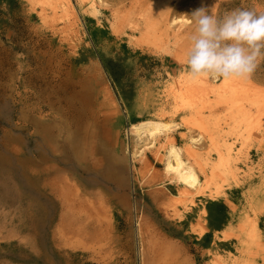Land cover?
Returning <instances> with one entry per match:
<instances>
[{"label":"rangeland","instance_id":"obj_1","mask_svg":"<svg viewBox=\"0 0 264 264\" xmlns=\"http://www.w3.org/2000/svg\"><path fill=\"white\" fill-rule=\"evenodd\" d=\"M39 1L40 5L37 0H0V158L5 161L6 156H18L17 152L31 158L37 142L47 139L45 135L39 137L38 130L47 127L55 136L52 143L56 154H65L69 160L61 178L78 189L82 201L75 215L87 216V221L85 228L71 223L57 228L59 247L51 253L49 263L264 264V136L258 138L264 135V124L252 137L245 126L233 128L230 122L234 112L216 92L208 95L207 107L197 112L201 113L198 118L209 125L215 122L216 127L200 128L198 122L189 120V114L202 107V102L197 107H184L171 85L175 78L189 73L186 53L195 25L190 21L182 30L178 48L168 50L148 45L135 30L145 9L163 14L168 8L167 18L163 16L167 21L177 13L183 14L178 17L190 18L189 12L205 3L214 16L223 17L238 8L264 12V0H167L160 8L155 0H104V5L94 0L96 9L89 0H72L75 23L70 30L53 17L46 2ZM31 2L36 3L33 9ZM149 3L150 7L143 8ZM92 9L98 12L95 16ZM213 79L208 78L217 85L223 80ZM233 79L250 84L264 95V55L248 79ZM147 118L172 120L176 126L155 142H138L128 134V128ZM187 119L193 123L190 127ZM167 135L182 148L184 159L195 167L201 181L198 190L189 189L195 193L187 191L183 205L172 202L183 185L164 169L171 142ZM190 136L200 138L191 158L185 153ZM225 140L230 143L224 144ZM6 144L17 152L9 154ZM228 144L232 145L231 167L222 174L223 169L217 172L213 167ZM82 154L100 173L110 176L86 177L99 181L87 194L82 178L71 176L84 175L78 158ZM145 163L148 168L141 170ZM8 210L0 205V264L44 263L42 258L37 261L14 254L17 250L40 254L42 249L33 242V234L21 232L17 223L3 230ZM54 212V208L49 210L50 219ZM247 217L258 223L261 246L246 238L249 225L244 229L241 225ZM8 243L18 244V249L5 250Z\"/></svg>","mask_w":264,"mask_h":264},{"label":"bare ground","instance_id":"obj_2","mask_svg":"<svg viewBox=\"0 0 264 264\" xmlns=\"http://www.w3.org/2000/svg\"><path fill=\"white\" fill-rule=\"evenodd\" d=\"M37 1L39 4L40 1L39 0H37ZM41 1L46 2L49 5L51 11L53 12V17L55 19L62 20L64 22V26L66 27L65 29L70 30L74 26V23H75L74 9L75 8L73 6L74 4L72 5V0H41ZM122 1H124V0H120V3ZM146 1L148 2V0H146ZM155 1H157L156 7L160 8V7H162V4L165 3L167 0H155ZM89 2H90V6L92 5L93 9H94L95 1L89 0ZM98 2H100L103 5L106 3L104 0H98ZM134 3H133V6H134ZM33 4L34 3L31 2V8L36 6V3L34 4V6H32ZM175 6H177V5H175ZM145 7H150V3H149V5L146 4L143 8H145ZM83 8H84V6H83ZM42 9H44V8L42 7ZM93 9H92L91 15L95 16L96 13H98V12L96 10H93ZM95 9H96V7H95ZM155 9L156 8H154L153 11L157 12L158 9H156V10ZM169 9H171V8H169ZM44 10H47V9H44ZM178 12H180V9H178ZM121 13H123V12H121ZM173 14L175 15V13H173ZM178 14L179 13H177V15ZM123 15H124V13H123ZM164 15L167 18L168 8L165 9L163 14H159V13L158 14H151V12L148 9H145L139 15L140 16L139 21L136 22L135 30L140 31L141 39L147 40L148 45H152V46H155L156 48H163L164 50H168L167 47H171V46L176 47L179 39L181 38L182 30L185 27H187V25H189V23H190V20H189L190 18L181 17V16L178 17L176 15V17L170 16L169 19H167V21H165V17H163ZM179 15H183V14H179ZM125 16H126V14H125ZM46 17L48 19V16H46ZM120 17H121V15H120ZM127 17L128 16H126L125 18L123 17V18L126 19ZM40 18H41V16H40ZM41 19H44V18H41ZM53 22L51 21L50 24ZM47 23H49V22H47ZM53 24H51V25H53ZM55 26H57V25H55ZM61 28H63V27H61ZM60 30H62V29H60ZM75 33L77 34V31ZM70 35H72V34H70ZM183 40H184V38H183ZM188 40H187V42H189ZM178 44H180V43H178ZM181 44H183V43H181ZM177 48L178 47H176V49ZM174 55L179 56V54H174ZM179 58H178V60H180ZM176 59H177V57H176ZM208 78L209 77H207V76H199V77L193 78V76H191L189 73H185L183 75L181 74L180 77L175 78L173 81V84L171 85V90L174 91L176 94L177 93L180 94V95L177 94L178 96H176V99L177 98L182 99L184 107L190 106L193 108V106H196L197 103H199L200 101L202 102V104H200V105H202V107L201 106L198 107L197 111L189 114V120H191V121L193 120V122H196V123L198 122V125L200 126V128L202 127V128H206L208 130L209 129L212 130L213 128L216 127L215 122H211L212 124L209 125L204 119L201 120V117L198 118V116H200L201 113H197V112H199V109L201 111V108L207 107V105H208L207 103H209L208 102V95H210L211 92H216V93H218V95H220V98L218 97L220 100H221V98L225 102L227 100V102L229 103L228 107H230V109H232L234 112V115L231 116L233 121L230 122V125L231 126L234 125L233 128H236V127L240 128V126H245V130L247 133H249L250 137H252V135L257 133L260 130V127L263 126V124H264V121L262 119V116L264 114V95H260L258 93L259 90H257L256 88H254L250 84H248V83L246 84L245 82L235 83L234 82L235 80L233 79V81H232V78L223 79L219 85H217L215 83L212 84L208 80ZM216 80H218V79H215V78L213 79V81H216ZM238 85H239V87H238ZM229 91H231V92H229ZM173 95H175V94H173ZM173 100H175V99H173ZM177 100H176V102L180 101V100L179 101H177ZM220 100H218V101H220ZM224 101H222V102H224ZM181 105H182V103H181ZM181 108H182V106H181ZM178 109L179 108L177 107V110ZM164 111H165V109H164ZM193 111H194V109H193ZM191 112H192V110H191ZM160 113H159V115H161L164 112H162L161 114ZM165 113H167V112L165 111ZM161 116H163V114ZM184 116H186V115H184ZM197 118H198V120L196 121L195 119H197ZM181 121H183V120H181ZM191 121H188V119H187V122H186L187 127L188 126L190 127V123H192ZM183 122L185 123V121H183ZM184 123H183V125H184ZM192 125H193V123H192ZM198 125H196V126H198ZM230 125H229V128L232 129V127ZM175 126H176V124L172 120H166V119H161V118L160 119L147 118V119H142V120H139L137 122L131 123L130 127L128 128V134L135 137L138 142H145L147 139H149L151 141L150 143H152V142L157 141V139L159 138V135H161L162 133H166V132L173 130V128ZM192 130H191V132H192ZM259 132H261V130ZM194 133H195V131H194ZM38 135H39V137H41V135H45L47 139L43 140L42 142H37L38 145L36 144L34 149L32 150V157H31L32 159L29 156L25 155L23 152L19 153L17 151L16 152H17L18 156H15V155L6 156V157H4L5 161H2V159L0 158V205L3 204L7 208H9V210L6 212V214L3 218L5 220V226L3 227V230L6 231L8 229V227L10 228V227H12L11 225H14V223H17L18 227L17 226L16 227L17 228L20 227L21 232H27V233L30 232L31 234H33V239H34L33 242L35 243V245L37 244L40 247V250L42 249V252L40 254L29 255L28 253H21V252H19V250H17V252H15L14 254L18 253L19 255H17V257L30 258L31 260H37V261H39L38 259L42 258L44 261V263H42V264H50L49 262L51 261V258H50L51 253L54 252V250H57L56 247H59V243L55 238V235H56L55 233H56L57 228L59 227L58 229H60V227H62L64 224H69V223H71L72 225H79L80 227L85 228L84 224L87 221V216L81 217V216L75 215V214H77L75 212V210L77 209V206L79 204H81L82 200L79 199L78 189H73L71 184L68 182V180H65V179L62 180V178H61L62 177L61 171L63 169H67V163H69L68 162L69 160L67 161L65 159V157H66L65 154H61V152L63 150L59 151L61 155L56 154V147H54V145L52 143L53 138L55 137L53 135L52 130L47 129V127H41V129L38 130ZM168 136L169 135H167V137ZM263 136H264L263 134H259L258 138L262 139ZM210 137L215 139V137L212 135ZM171 138H173V137H171ZM163 139H165V138H163ZM168 139H169V141H171V139L169 137H168ZM189 139H190V143L188 142L185 153L189 156V158H191L192 156L195 155L194 149H197V148H193V146L195 147L196 145L199 144L200 138L195 137V136L194 137L190 136ZM215 141H217V140H215ZM228 142H229L228 140H225L224 144L228 143ZM219 143H218V145H219ZM129 144H130V142H129ZM168 144H169V142H168ZM228 145H229V147L226 146L227 148L225 149L223 154L220 153L222 151H219L220 156H219L218 162H216L215 165L213 163V165L215 166V167H213V169L216 168L217 172L219 170L223 169V171L221 170L222 174L228 173L229 168L231 167V165H230V161H231V157H230V155H231L230 151L231 150H230V148L232 145L231 146H230V144H228ZM158 149L160 150V148H158ZM158 149L156 151L155 150L154 151L157 153ZM5 150L9 154H12V153L15 154L16 153L14 150L9 148L7 146V144H6ZM151 155L153 156L154 152ZM157 155H158V153H157ZM157 155H155V156H157ZM162 157L163 156H161V158ZM165 157H166L165 158V167H164L165 171L168 174L172 175L175 178V180L177 182H179L181 185H183V187H184V188H182V191L180 192L179 196H174L175 200L172 199L174 201H172L171 198L169 200H171L174 205H176V204L183 205L185 203V196L189 195V194H187L190 191L189 189L198 190L199 186L201 185L199 175H198L195 167L190 162H188L189 160L187 158L186 159L188 161L186 159H184L185 156L183 157L182 148L180 146L174 144L173 141H171L169 146L167 147ZM78 158H80V161H81L80 163L82 164V165H80L81 171L83 172L85 177H83L84 175L79 176L76 173H72L71 176L82 178L81 179V186H82V188H84V193H86V192L90 193L91 187L96 186L99 183V181L88 180L86 177L94 176V175H97V178L100 175L110 177L106 173H100L99 169L94 167L93 163L88 161L85 154L79 155ZM157 158H158V156H157ZM140 159H141V157H140ZM144 159H147V158L144 157ZM154 159H156V157ZM192 160H193V158H192ZM147 161H148V159H147ZM93 162H95V160ZM142 162H145V161H142ZM145 164L147 165V163H145ZM141 165H140V167H142ZM150 165H151V163H150ZM145 168H148V165L144 166V168H142V169L140 168V169L146 170ZM155 172L156 171H154V173ZM166 172H165V175H167ZM156 175L157 174H155V176ZM152 176H154V175H152ZM100 177H103V176H100ZM208 177H210V176H208ZM160 178H162V177H160ZM89 181H91V182H89ZM101 181H103V180H101ZM207 183H209V181H207ZM76 188H78V187H76ZM190 193L193 194V193H195V191L194 192L190 191ZM172 198H173V196H172ZM190 200H191V198L189 199V201ZM90 201H91V199H90ZM92 201H93V199H92ZM192 201H193V199H192ZM90 204H92V203H90ZM92 205H90V206H92ZM101 205H102V203H101ZM164 206H166V205H163V207ZM169 206H171V205H169ZM172 207H173V205H172ZM52 208L55 209V212L52 214V218L50 219L48 216V213H49V210ZM103 208L104 207H102V209ZM166 208H168V207H166ZM56 209H58V210L56 211ZM172 212H171V214H172ZM176 212L174 211L173 213H176ZM170 216H172V215H170ZM48 218H49V222L46 225L45 220ZM100 218L103 220L102 217H100ZM241 226L243 229L245 228V226H248V230L245 229L246 233H247L246 238L248 239V241L254 242L255 244H260V246L262 245L261 233H260L257 221H255V222L251 221L250 222L249 218L247 217L245 219V222L242 223ZM12 228H14V227H12ZM14 234L17 235V232ZM7 235H8V233H7ZM9 237H11V235ZM11 239H13V238L11 237ZM9 244L10 243H8V245ZM15 245H16V243H11V246L10 245L5 246V250L7 249V251H8V249L10 247L13 249H15V248L18 249L19 245L18 244L16 246Z\"/></svg>","mask_w":264,"mask_h":264},{"label":"clouds","instance_id":"obj_3","mask_svg":"<svg viewBox=\"0 0 264 264\" xmlns=\"http://www.w3.org/2000/svg\"><path fill=\"white\" fill-rule=\"evenodd\" d=\"M195 25L186 53L193 78H248L264 55V12L238 8L223 17L201 3L189 12Z\"/></svg>","mask_w":264,"mask_h":264}]
</instances>
